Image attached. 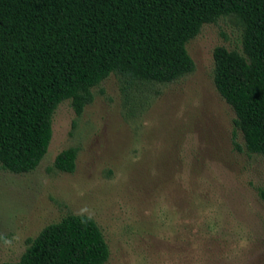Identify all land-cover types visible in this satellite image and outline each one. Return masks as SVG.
I'll use <instances>...</instances> for the list:
<instances>
[{
    "label": "rangeland",
    "instance_id": "rangeland-1",
    "mask_svg": "<svg viewBox=\"0 0 264 264\" xmlns=\"http://www.w3.org/2000/svg\"><path fill=\"white\" fill-rule=\"evenodd\" d=\"M237 35L225 18L203 23L185 43L190 72L170 82L110 73L78 115L59 102L37 165L0 167V262L73 213L98 226L103 264H264V157L244 149L212 82V49ZM67 147L71 172L52 167Z\"/></svg>",
    "mask_w": 264,
    "mask_h": 264
},
{
    "label": "trees",
    "instance_id": "trees-1",
    "mask_svg": "<svg viewBox=\"0 0 264 264\" xmlns=\"http://www.w3.org/2000/svg\"><path fill=\"white\" fill-rule=\"evenodd\" d=\"M218 18L238 35L233 48L212 49V82L244 149L264 157V0H0V167L32 170L57 104L69 100L80 114L91 87L110 73L170 82L190 72L185 43ZM75 153L60 150L52 167L73 171ZM26 243L16 261L0 264H103L108 257L98 226L83 214H65Z\"/></svg>",
    "mask_w": 264,
    "mask_h": 264
}]
</instances>
